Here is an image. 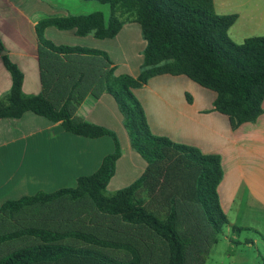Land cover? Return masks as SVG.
<instances>
[{
    "label": "trees",
    "instance_id": "16d2710c",
    "mask_svg": "<svg viewBox=\"0 0 264 264\" xmlns=\"http://www.w3.org/2000/svg\"><path fill=\"white\" fill-rule=\"evenodd\" d=\"M85 1L108 5V19L93 12L45 17L35 24L42 84L37 95L23 92L24 75L0 39L1 60L11 79L10 89L0 96V119L32 112L76 136H107L113 151L73 188L5 201L0 206V247L10 245L0 252V264H203L213 245L203 243L209 226L218 235L228 224L217 194L220 156L153 135L134 90L156 76H185L215 93L211 111L226 116L231 129L253 123L263 113L264 36L233 42L228 30L238 16L216 14L213 0ZM129 23L139 26L145 42L135 77L116 75L105 51L55 44L45 36L52 27L76 37L111 40ZM89 92L113 99L131 149L147 164L137 179L112 194L106 188L122 150L112 130L76 117ZM185 98L192 103L188 93ZM161 166L165 190L160 197L171 202L166 218L138 197ZM125 228L148 231L156 251L141 242V232Z\"/></svg>",
    "mask_w": 264,
    "mask_h": 264
},
{
    "label": "crops",
    "instance_id": "0c3cea01",
    "mask_svg": "<svg viewBox=\"0 0 264 264\" xmlns=\"http://www.w3.org/2000/svg\"><path fill=\"white\" fill-rule=\"evenodd\" d=\"M42 1L0 0V23L1 21L4 22V18L7 22H10V35L13 39V46L6 47V49L10 59L22 71L24 75L22 89L25 94L29 95H37L42 91L39 48L36 36V43L34 40L31 44L26 43L22 39L21 33L19 34L17 25L20 19L25 21L34 31L35 24L42 19L38 14L45 11V9L48 10V4L52 3V0H46L47 3ZM213 3L216 14L229 15L228 12H217L215 0H213ZM125 25L114 38L115 40L122 36ZM50 28L52 27L47 28L45 31L46 37ZM2 37L3 34L0 32L1 40H3ZM75 40L82 43L79 46L88 48L92 46L86 42H96L90 39L89 36L78 37ZM3 43L5 44V42ZM144 47L145 44L144 46L141 45L139 51L142 52ZM113 66L116 68L115 74L120 75L115 63H113ZM128 75L137 76L135 73H129ZM187 80L189 79L185 76L161 75L151 78L145 86L134 90L136 98L144 109L151 133L156 136L167 137L178 144L197 148L202 154L219 155L222 179L217 186V194L223 213L227 219L232 210L237 216L248 214L252 219L250 220V227L242 225L236 227L230 222L225 226H231V230L235 234L241 231H252L264 242V101L262 103L263 113L255 122L244 123L233 130L226 116L211 111L216 97L214 92L199 86V88L194 87V92L189 93L187 89L182 88L178 91L180 96L177 98L169 94L170 90L166 85L189 84L190 80ZM10 86L11 79L3 66L0 53V96L6 93ZM159 87L164 88L159 90ZM155 89H158V91ZM185 93L191 96V104L186 101ZM107 96L110 97L103 94L101 97L96 98L89 92L77 107V117L108 128L109 124L106 122L108 111L103 108V105L112 101ZM112 108L114 107L112 106ZM120 118L122 119L121 115ZM12 131L18 133L26 131L24 137H35L40 132L44 134V132L54 131L67 140V142L58 145L61 156H58L57 160L49 165L46 174L43 175L47 178L45 183H74L75 187L79 177L94 173L99 168L103 157L113 151V142L107 136L98 139L76 136L65 132L59 123L50 122L32 112L24 113L20 119H0V134H3V136L9 132L13 134ZM109 140L112 142L111 151L107 154L101 153L99 158L98 156L97 159L95 158L96 160L91 159L90 155H92L93 150L90 151V147L92 146L93 149L94 146L98 145L100 147L99 144H103L101 148H107V141ZM75 141L78 143L77 146L73 145ZM120 146L122 151L126 149L127 153L131 154L129 151V138H124V142L123 144L120 142ZM83 150H88L91 153L81 154ZM122 155L117 161L114 176L117 174ZM146 166L145 161L144 164L140 162L139 168L137 167V178L145 171ZM83 171L89 172L88 174H82ZM5 201L2 200L0 194V206ZM222 233L223 229L220 234ZM256 241L257 238L246 242V244L252 245Z\"/></svg>",
    "mask_w": 264,
    "mask_h": 264
},
{
    "label": "rangeland",
    "instance_id": "374dc122",
    "mask_svg": "<svg viewBox=\"0 0 264 264\" xmlns=\"http://www.w3.org/2000/svg\"><path fill=\"white\" fill-rule=\"evenodd\" d=\"M42 2L47 3L46 0ZM51 2V4H48V10L45 9L38 16L44 18L101 12L105 20H107L110 13L108 5L97 1L52 0ZM215 2L217 12H228L229 14H236L238 16L235 24L228 30V36L233 42L241 44L246 38L264 36V0H215ZM10 27V22H7L6 18H4V22L1 21L0 23V32L3 34L2 41L6 44L3 43L5 49L6 47L13 46ZM17 27L19 34L21 33L22 39L26 43L31 44L33 40L36 43L34 31L25 21L19 19ZM122 33V36L117 40H96L89 36L90 39L96 42L86 43L92 46L91 48L107 52L110 60L118 67V74H138L142 64V52L139 50L141 49V45L144 46L145 44L141 37L139 26L136 23H129L125 25ZM47 37L55 44H82L77 42L78 40H75L78 37L74 36L71 32L58 31L55 28H50ZM166 86L170 90L169 94L176 98L180 96L178 91L182 88L187 89L188 93L194 92V87L199 88V86L191 81H189V84H168ZM162 88L164 87H159L158 89L162 90ZM158 89L155 90L158 91ZM108 98L112 102L103 105V108L108 111L106 121L109 124L108 129L112 130L118 137L119 142L123 144L124 138L128 139V135L123 127V122L115 102L111 97ZM12 132L13 134L9 132L4 136L0 134V194L3 201L16 200L24 195L35 194L39 191L51 193L59 188L74 187V183H58L60 185L53 182L45 183L47 178L43 176L50 167L49 165L55 162L58 156H61L58 145L67 142L66 139H63L60 134L54 131L44 132V134L40 132L35 137H24L26 131H20L19 133ZM107 143V148H101L103 144H99L100 147L98 145L94 146L93 149L92 146L90 147V151L93 150L92 153L88 150H83L81 154L87 155L91 153L90 158L97 159V156L99 158L101 153L107 154L111 151L112 142L109 140ZM76 144L78 143L75 141L73 145L77 146ZM129 151L131 154L127 153L126 149L122 151L123 155L118 165L117 174L110 180L106 188L107 194H112L128 186L137 178V167L139 168L140 162L144 164V160L130 146ZM171 157L170 159L174 160L173 156ZM161 167L160 171H154V177L150 178L142 187L138 193V197L142 198L146 205L150 209L152 208L157 215L166 218L170 212L171 202L168 196L163 197V199L160 197L161 194L162 196L164 195L163 191L165 190L164 167ZM88 172L83 171L82 174H88ZM3 188L4 190L2 191ZM227 220L236 227H239V225L250 227V220L252 219L248 214L237 216L232 210ZM203 223L205 224L204 221ZM209 228V231L203 237V243L208 246L212 243L213 245L210 246L208 254L204 256L203 264H264V242L252 231H241L235 234L232 232L231 226H225L223 233L217 235L210 226ZM125 229L130 233L141 232V236L139 237L141 242L144 244L148 243L152 249L155 248L147 237L149 235L148 231L142 228H138V230L136 228ZM127 237L129 238V236ZM256 238L255 244H246V242ZM9 245L1 246L0 252L6 248L5 246ZM191 262L192 264H198L195 260H191Z\"/></svg>",
    "mask_w": 264,
    "mask_h": 264
}]
</instances>
